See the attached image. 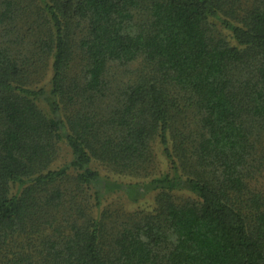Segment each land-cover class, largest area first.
<instances>
[{
    "label": "trees",
    "instance_id": "1",
    "mask_svg": "<svg viewBox=\"0 0 264 264\" xmlns=\"http://www.w3.org/2000/svg\"><path fill=\"white\" fill-rule=\"evenodd\" d=\"M0 264H264V0H0Z\"/></svg>",
    "mask_w": 264,
    "mask_h": 264
},
{
    "label": "rangeland",
    "instance_id": "2",
    "mask_svg": "<svg viewBox=\"0 0 264 264\" xmlns=\"http://www.w3.org/2000/svg\"><path fill=\"white\" fill-rule=\"evenodd\" d=\"M156 164H155V169L153 170V175H159L164 171L168 170V164L167 161L165 159V156L162 153V149L161 146H159V144H156ZM73 155L70 151V149L63 144V150L60 154V157L58 158V160L55 162L54 166H62L64 164H68L70 163V161L72 160ZM102 167V166H101ZM103 168V167H102ZM104 171H102L103 174H107L109 175V178L112 181H119L122 183H130V182H137V181H143L144 179L142 178H138L137 176H132V175H120L115 173L114 171H111V173H108L104 168ZM152 174H150L151 177ZM152 175V176H153ZM121 194V193H120ZM123 194V192H122ZM156 192H149L146 193L143 196H140L139 201L135 202L131 199H129V197L127 195H123V200L124 203L127 205L128 208H149L153 205L154 203V196H155ZM113 197V198H112ZM108 201L104 202V203H108L109 202H113V199H115L116 201L117 199V193H115L114 195L108 197ZM119 202V201H118Z\"/></svg>",
    "mask_w": 264,
    "mask_h": 264
}]
</instances>
